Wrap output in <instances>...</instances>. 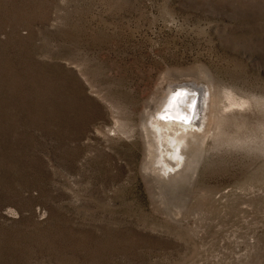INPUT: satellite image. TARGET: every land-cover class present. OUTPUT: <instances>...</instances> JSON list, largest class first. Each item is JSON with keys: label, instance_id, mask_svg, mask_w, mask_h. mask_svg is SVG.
Instances as JSON below:
<instances>
[{"label": "rangeland", "instance_id": "1", "mask_svg": "<svg viewBox=\"0 0 264 264\" xmlns=\"http://www.w3.org/2000/svg\"><path fill=\"white\" fill-rule=\"evenodd\" d=\"M177 84L252 106L168 179ZM0 264H264V0H0Z\"/></svg>", "mask_w": 264, "mask_h": 264}, {"label": "bare ground", "instance_id": "2", "mask_svg": "<svg viewBox=\"0 0 264 264\" xmlns=\"http://www.w3.org/2000/svg\"><path fill=\"white\" fill-rule=\"evenodd\" d=\"M183 85L168 88L160 95V100L159 96L150 104L143 123L150 159L146 168L152 172L162 171L168 179L183 171L182 166L194 175L202 156L200 144L212 134L214 123L223 126V121L233 115L230 111L252 106L249 99L227 92V102L219 107L221 117H217V95L211 86L200 89L183 88ZM193 145L197 148L196 156L200 154L199 159L193 158ZM179 168L181 170L174 173Z\"/></svg>", "mask_w": 264, "mask_h": 264}]
</instances>
